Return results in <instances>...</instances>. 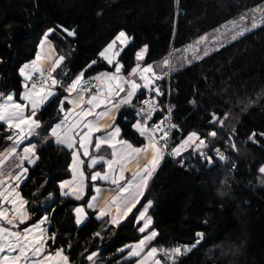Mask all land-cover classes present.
<instances>
[{
  "label": "trees",
  "instance_id": "16d2710c",
  "mask_svg": "<svg viewBox=\"0 0 264 264\" xmlns=\"http://www.w3.org/2000/svg\"><path fill=\"white\" fill-rule=\"evenodd\" d=\"M263 4L264 0H0V92H15L19 101L24 89L19 68L35 60L40 40L50 28L56 29L48 37L55 59L65 57L52 75L66 85L92 60L97 64L85 79L113 70L98 53L121 30L132 38L119 57L122 73L128 75L137 64L136 52L145 45L142 67L171 60L175 51ZM58 26L74 29L75 36ZM170 91L175 105L172 122L179 126L174 142L198 132L206 138L207 155L220 148L228 162L222 165L212 158L209 165L194 150L183 154V165L178 158L164 159L138 207L153 202L148 211L153 218L150 230L158 236L151 246L192 245L200 239L196 234L203 233L200 243L180 256L177 264H264V174L259 172L264 166V137L257 135L256 143L249 139L254 132L264 133V23L171 72ZM63 94L58 89L38 111L41 133L62 118L58 105ZM145 94L139 93L133 103ZM211 113L220 118L229 113L223 127L209 125ZM131 115L128 106L122 107L116 124L121 139L141 147L145 140L132 127ZM213 130L215 138L208 135ZM9 134L7 126L0 124V151L8 145ZM36 137L38 159L28 167L21 190L32 222L47 216L49 234H57L48 251L63 248L70 264H89L92 252H96L92 264H135L126 247L147 234L138 230L143 222L138 224L131 214L114 227L89 209L84 223L77 225L74 209L87 206L93 187L90 184L80 200L63 196L59 186L71 177V150L54 140L43 142V135ZM232 141L238 151L230 146ZM97 232L100 236L94 235Z\"/></svg>",
  "mask_w": 264,
  "mask_h": 264
},
{
  "label": "snow or ice",
  "instance_id": "6c2138e0",
  "mask_svg": "<svg viewBox=\"0 0 264 264\" xmlns=\"http://www.w3.org/2000/svg\"><path fill=\"white\" fill-rule=\"evenodd\" d=\"M240 19L244 21L248 17L241 16ZM58 27L68 36L76 34L74 29ZM236 27L237 25L233 22V28ZM251 27H257L254 16ZM247 30L244 28L236 31L232 35V39L243 35V32ZM55 31L56 29L50 28L44 33L39 45L41 49L48 42L49 35ZM130 39L126 32L121 30L98 53L99 59L114 70L99 72L95 76L85 79V73L97 64V60H92L66 85L52 75L65 57L60 56L58 59H53V67L45 69L38 63L42 59L38 52L35 60L19 68V75L24 80V91L19 94V101L16 99L15 92L7 95L0 92V124L7 126L10 134L6 139L12 141V146L6 150V153H0V264H70L63 248H57L54 252L48 251L51 246L50 242H55L57 234H49L48 229L44 227L48 220L47 216L39 218L31 225L28 224V221L31 220L26 209L28 201L23 199L21 193L17 191L23 179L26 178L27 168L23 167L24 162L34 164L38 159L37 146L31 143V137L38 135H43L45 143L51 138L58 146L62 145L71 150L72 180L60 184L63 196H72L76 200H80L85 194L88 177L85 175V160L82 157L88 158L87 166L90 169L97 165L106 166V170L103 172H93L91 180L93 182L97 180L110 181L112 185L117 186V194L106 199L103 205L98 206L101 189L94 186L93 190L96 195H93L87 202V207L98 209L96 216L98 220L110 217L109 223L112 225H119L130 214L138 224L143 221L138 230L142 234L146 232L147 234L143 235L135 244L127 246L130 249L128 256L138 258L136 264H177L179 257L192 251L203 238V233H197L196 235L200 239H197L192 245L172 248L150 246L158 236L156 230L148 231L153 224V218L147 213L153 202L148 200L146 204L141 205V208H137V205L144 197L148 182L158 169L165 154L178 158L177 162L181 165H183V154L188 152L191 155L190 150L198 153L209 165L213 163V159L204 151L208 147L206 138L198 132H190L179 143H175L171 139L172 130L179 129L178 125L171 122L172 106L167 108L166 115H163L158 121H154L156 113L165 112L158 100V97L163 96L164 93L156 81L163 80L168 75V71H163V69L170 70L171 62L168 59L162 61V74H158L153 65L142 67L139 61L144 59L147 52V45H145L136 52L138 62L136 66L128 72L127 76L123 75L124 65L118 58ZM205 40H207V36L201 37L197 44ZM192 50L197 53L200 51L198 47ZM204 55H208L206 50ZM37 73L40 79L33 81V77ZM138 80L142 83H138ZM58 86L62 87L66 93L58 105V110L63 113V116L58 122L44 128L41 133L42 122L37 113L50 102L51 98L57 95L54 89ZM145 90L148 92L149 98L142 101V106L138 110L133 108L137 119L132 127L140 137L144 138L146 143L142 147H136L129 141L121 139V128L115 122L116 114L122 107L132 106L137 94ZM190 103L195 105L196 101L192 100ZM66 104L71 107L66 108ZM210 115L209 125L219 124L220 127H223L229 113H225L223 118L217 116L216 113ZM208 135L215 138L217 132L213 130ZM257 135L264 137V133L254 132L249 139L256 143ZM229 140L231 141V137ZM25 141H28V146L23 148V155L15 165L19 171L13 170L7 174L9 183L5 187V161L16 156L18 146ZM230 146L233 150L238 151L234 141L230 143ZM105 147L111 149L110 159L99 155V152ZM215 151L220 160L227 159L219 149H215ZM141 157H143V163H141ZM132 164L136 166L134 171L130 167ZM128 171H131V180L126 179L125 173ZM259 172L264 174V166L259 169ZM65 188L67 191H64ZM5 204L10 207H4ZM74 212L76 224L80 225L86 218L84 207H76ZM135 212H138L139 215L136 216ZM22 225L23 228H21ZM94 235L100 236V233L97 232ZM95 255L96 252H92L87 259L92 261Z\"/></svg>",
  "mask_w": 264,
  "mask_h": 264
},
{
  "label": "rangeland",
  "instance_id": "374dc122",
  "mask_svg": "<svg viewBox=\"0 0 264 264\" xmlns=\"http://www.w3.org/2000/svg\"><path fill=\"white\" fill-rule=\"evenodd\" d=\"M241 16H247L248 17V19L247 20H244V21H242L240 18H241ZM238 19H236V20H234V21H231V22H229V23H226V24H224V25H222L220 28H218V29H216V30H214V31H212V32H210L209 34H207V35H205V36H207V40H205V41H201L199 44H197V41H200V38L198 39V40H196L193 44H191V45H189V46H187L186 48H184L183 50H179V51H175L174 53H173V57H172V61L170 60V62H171V68H170V70L169 69H163V71H168V75L167 76H165L164 77V79L166 78H169L170 77V73L171 72H173V71H177V70H180V69H182L183 67H185V66H187V65H190V64H192L193 62H196V61H199V60H201V59H203L204 57H206V56H208V55H210V54H212L213 52H215L216 50H218V49H220V48H222L223 46H225V45H227V44H229V43H231L232 41H234V40H236V39H238L239 37H241V36H243L244 34H246V33H248V32H250V31H252V30H254V29H256L257 27H259V26H261L263 23H264V4L263 5H260V6H258V7H256L255 9H253V10H251V11H248L247 13H245V14H243V15H241ZM255 17V22H256V24H257V27H255V28H253V27H251V24H252V17ZM233 22L237 25V27L236 28H233ZM244 28H247L248 30L247 31H244L243 32V35H240V36H237V38L236 39H232V35L236 32V31H240V30H243ZM205 36H203V37H205ZM128 37H130L129 35H128ZM131 38V37H130ZM49 39V38H48ZM131 40H132V38L129 40V43L131 42ZM48 44H52V43H50V41L48 40V42H47ZM128 43V44H129ZM53 45V44H52ZM54 47V46H53ZM127 47V46H126ZM195 47H198L199 49H200V51L197 53V52H193V48H195ZM125 48V47H124ZM123 48V49H124ZM141 50V49H140ZM207 51L208 52V55H204V51ZM147 53V52H146ZM146 53H145V56H146ZM145 56H144V58H145ZM199 57V58H196V57ZM36 59V58H35ZM43 59V58H42ZM41 59V60H42ZM169 60V59H168ZM40 62V61H39ZM38 62V63H39ZM140 62V61H139ZM138 63V62H137ZM141 65V64H140ZM149 65H153V67L155 68V70H156V72L158 73V74H162V62H156V63H153V64H149ZM136 66V65H135ZM134 66V67H135ZM114 70V69H113ZM123 74V73H122ZM124 75H126V74H124ZM138 83H142L141 81H139L138 80ZM156 84L159 86V85H161L162 83H161V80H159V81H156ZM146 93H148V92H146ZM154 94V93H153ZM139 95V93L137 94V96ZM135 100V99H134ZM69 107V106H68ZM129 107V106H128ZM62 115H63V113H61ZM32 139L33 138H31V141H32ZM42 139H43V137H42ZM145 143H146V141H145ZM33 144H34V142H33ZM12 145V141H9V143H8V145L5 147L6 149L7 148H9L10 146ZM36 145H38V144H36ZM38 147V146H37ZM142 147V146H141ZM82 151V150H81ZM225 153H226V151H225ZM93 154H96V153H94L93 152ZM99 155H101V156H104L105 158H108V159H110L111 158V149H108V148H102V150L99 152ZM226 155H227V153H226ZM84 160H85V165H84V171H85V175L88 177V179L86 180V185H87V187H86V189H85V194H84V196L83 197H85L86 196V194H87V191H88V187H89V185L91 184V186L92 187H99L100 189H101V193H100V200H99V204H98V206H101V205H103V203H104V201L106 200V199H110L112 196H114V195H116L117 194V192H116V188H117V186L116 185H112L111 183H110V181H100V180H97V181H95V182H93L92 180H91V175H92V173L93 172H95V171H101V172H103V171H105L106 170V166H102V165H97L95 168H88V162H89V160H88V158L87 157H82ZM164 159H165V157H164ZM164 159L161 161V163L164 161ZM144 161H143V157H141V163H143ZM227 162H228V155H227ZM71 163H72V161H71ZM161 163H160V165H161ZM33 164H30L29 163V165L28 166H26V168H27V173L25 174V176H26V178L25 179H23V181L21 182V184H20V187L17 189V191H19L20 193H21V196L23 197V195H22V190H21V187H22V185L25 183V181H26V179L28 178V167L29 166H32ZM71 165V164H70ZM160 165H159V167H160ZM131 168H132V170L134 171L135 170V164H132L131 166H130ZM159 167H158V169H159ZM71 169V168H70ZM158 169L153 173V176L151 177V179L155 176V174L157 173V171H158ZM5 170V175H6V177H7V174H8V170H6V169H4ZM19 171V170H18ZM125 176H126V179L127 180H131L132 179V174H131V171H128V172H126L125 173ZM151 179L149 180V182H148V186H149V183L151 182ZM70 180H72V172H71V177L69 178V179H67L66 181H70ZM9 183V182H8ZM8 183H5V187H7V184ZM14 183V182H13ZM123 183V182H122ZM148 188V187H147ZM65 190L67 191V188H65ZM94 191V190H93ZM147 191V189L145 190V192ZM93 195H96V193L94 192V194ZM92 195V196H93ZM144 195H145V193H144ZM91 196V197H92ZM143 198V197H142ZM141 198V199H142ZM23 199H25L24 197H23ZM26 200V199H25ZM90 200H91V198H90ZM142 201V200H141ZM140 201V202H141ZM80 206H83L84 207V210H85V213H86V218H87V211L90 209V208H88L86 205H84V204H81V205H78L77 207H80ZM139 206V204L137 205V207ZM4 207H10V205H8V204H5L4 205ZM26 209H27V211H28V213L30 214V216H31V220H29L28 221V224L29 225H31L32 223H34V222H32V215H31V213H30V211H29V209H28V206L26 205ZM90 210H93V211H97L98 212V209H90ZM113 214H115L114 212H113ZM139 215V214H138ZM147 215H149L148 213H147ZM131 216V214L127 217V218H125V219H123L121 222H120V224L119 225H112V224H110V225H112V226H114V227H118V226H120L121 224H123V223H125L128 219H129V217ZM86 218L83 220V222L80 224V225H82L83 223H84V221L86 220ZM104 218H106V219H108V221H109V219H110V217H104ZM103 219V218H102ZM35 222H37V221H35ZM143 222V221H142ZM79 225V226H80ZM21 228H23V225L21 226ZM148 231H150V229L148 230ZM152 243V242H151ZM133 245V244H132ZM151 246V245H150ZM128 247H126V249H127ZM129 249V248H128ZM131 258H133V259H135L136 261H137V257H131ZM92 261H94V259L92 260ZM136 261H135V264H136Z\"/></svg>",
  "mask_w": 264,
  "mask_h": 264
},
{
  "label": "crops",
  "instance_id": "0c3cea01",
  "mask_svg": "<svg viewBox=\"0 0 264 264\" xmlns=\"http://www.w3.org/2000/svg\"><path fill=\"white\" fill-rule=\"evenodd\" d=\"M50 43H51V42H50ZM38 52L41 54V57L43 58L39 63H40L45 69H51V68L53 67L52 60L55 59V56H56V53H55V50H54L53 45H52V44H48V43H46L43 49H41L40 46H39ZM118 59H119V58H118ZM123 75H124V74H123ZM125 76H127V75H125ZM29 84H30V82H29ZM23 91H24V89H23ZM23 91H22V93H23ZM54 91H55L56 93H58V89H57V88L54 89ZM142 92H147V91L145 90V91H142ZM64 95H66V93L63 94V96H64ZM51 99H52V98H51ZM133 102H134V101H133ZM68 106H69V107H68ZM65 107H66V108H70L71 105H67V104H66ZM118 114H119V113L116 114V120H117ZM62 116H63V115H62ZM115 122H116V121H115ZM31 138H33L32 141H31V143L34 142V144H38L37 141L35 140V139L37 138L36 136H33V137H31ZM42 140H43V139H42ZM49 140H52V139L50 138ZM49 140H48V141H49ZM38 145H39V144H38ZM38 145H36V146H38ZM11 146H12V145H11ZM11 146H10V147H11ZM26 146H28V141H25L23 144H21V145L18 146L16 156H13V157H11V158H9V159H7V160L5 161L4 169L8 170L9 172H12L13 170H15V171H18V170H19V169H16V168H15V165H16V163L19 161L20 157L23 155V148L26 147ZM10 147H9V148H10ZM9 148H7V149H9ZM105 148H106V147H105ZM7 149L5 148V149L1 150L0 153H6V150H7ZM36 149H37V147H36ZM28 165H29V163H28L27 161H25L23 167H26V166H28ZM9 172H8V173H9ZM8 182H9V181L7 180V177H6V175H5V183H8ZM46 222H47V221H46ZM44 227L47 228L46 223H45ZM95 258H96V257L93 258L94 261H95ZM93 259H92V260H93ZM94 261H91L89 264H92Z\"/></svg>",
  "mask_w": 264,
  "mask_h": 264
},
{
  "label": "built area",
  "instance_id": "2783aa9c",
  "mask_svg": "<svg viewBox=\"0 0 264 264\" xmlns=\"http://www.w3.org/2000/svg\"><path fill=\"white\" fill-rule=\"evenodd\" d=\"M47 75V74H46ZM40 79V77H39V74L37 73L34 77H33V81H38ZM31 83V82H30ZM49 83H50V81H49ZM159 87H160V90L164 93V95L163 96H160V97H158V100H159V103H160V105H161V107H163L164 109H165V112L164 113H156L155 115H154V121H158L159 119H161V117L163 116V115H166L167 114V112H166V110H167V108L169 107V106H172L173 107V111H172V114H171V122H172V119H173V116H174V110H175V105L173 104V102H172V100H171V91H170V77L169 78H167V80H166V82L163 84H161V85H159ZM57 89H60V90H63V88L62 87H57ZM64 91V90H63ZM153 96L155 95V94H152ZM149 98V94L147 93V94H145V97L138 103V104H133L132 106H129V108H130V110H131V112H132V118H133V120H134V123H135V121H136V119H137V117H136V115H135V112L133 111V108H135V109H139L141 106H142V101H144L145 99H148ZM157 115H159V118L158 119H156V116ZM173 123V122H172ZM174 132H175V129L174 130H172V133H171V139L174 141ZM216 149H219L220 150V152L221 153H223L224 154V156L225 157H227V155H226V153H225V151L223 150V149H220V148H216ZM204 151L207 153V154H209V151H208V149L207 148H205L204 149ZM211 156H212V158L215 160V161H217V162H219V163H221L222 165H225L226 164V162H227V159L226 160H220L219 159V156L217 155V153H216V151L215 150H213V151H211ZM165 158H173V159H177V158H174V157H171V156H169L167 153L165 154Z\"/></svg>",
  "mask_w": 264,
  "mask_h": 264
},
{
  "label": "bare ground",
  "instance_id": "6f19581e",
  "mask_svg": "<svg viewBox=\"0 0 264 264\" xmlns=\"http://www.w3.org/2000/svg\"><path fill=\"white\" fill-rule=\"evenodd\" d=\"M167 80V79H166ZM163 82V81H162ZM166 82V81H165ZM172 92V91H171ZM145 97V96H144ZM138 101H139V99H138ZM136 104H137V102H136ZM130 109V108H129ZM130 112H131V110H130ZM132 116V115H131ZM133 117V116H132ZM132 121H133V118H132Z\"/></svg>",
  "mask_w": 264,
  "mask_h": 264
},
{
  "label": "water",
  "instance_id": "95a60500",
  "mask_svg": "<svg viewBox=\"0 0 264 264\" xmlns=\"http://www.w3.org/2000/svg\"><path fill=\"white\" fill-rule=\"evenodd\" d=\"M138 207H139V206H138ZM138 207H137V208H138Z\"/></svg>",
  "mask_w": 264,
  "mask_h": 264
}]
</instances>
